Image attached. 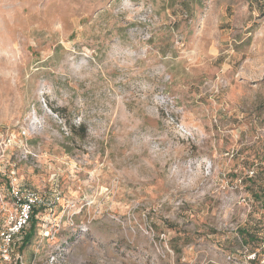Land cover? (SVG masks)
I'll list each match as a JSON object with an SVG mask.
<instances>
[{
  "label": "rangeland",
  "instance_id": "1",
  "mask_svg": "<svg viewBox=\"0 0 264 264\" xmlns=\"http://www.w3.org/2000/svg\"><path fill=\"white\" fill-rule=\"evenodd\" d=\"M263 232L264 0H0V264H258Z\"/></svg>",
  "mask_w": 264,
  "mask_h": 264
},
{
  "label": "built area",
  "instance_id": "2",
  "mask_svg": "<svg viewBox=\"0 0 264 264\" xmlns=\"http://www.w3.org/2000/svg\"><path fill=\"white\" fill-rule=\"evenodd\" d=\"M22 132L25 133L26 130L23 129ZM10 196L17 207L16 213L10 221V225L5 231L2 232L3 240L7 246H9L12 242L14 235L20 232L21 228L27 224L33 207L43 203L42 198L35 190L30 188H21L14 184L10 186ZM261 248L263 253L261 255L259 264H264V235L262 236L261 240ZM3 252L4 256H7L9 252L8 247H6ZM254 256L255 254L252 253L251 257Z\"/></svg>",
  "mask_w": 264,
  "mask_h": 264
},
{
  "label": "trees",
  "instance_id": "3",
  "mask_svg": "<svg viewBox=\"0 0 264 264\" xmlns=\"http://www.w3.org/2000/svg\"><path fill=\"white\" fill-rule=\"evenodd\" d=\"M233 175H234V174H232V176H233ZM36 211H37V208H34V207H33L32 211H31V213H30V216H29V220L27 221V224H28V222H29V228H28L27 230H25V226L27 225V224H26V225L23 226V227L21 228V230H20V233H23L22 236H21L22 241H21V243H20V245H19V248H20V249H23V248L27 245V243L30 241L31 237H32L33 234H34V231H35V229H34V225H35V221H36V219H35V213H36ZM240 231H241L243 234H247L246 230L241 229ZM263 235H264V232L262 233V235L260 236V239H259L260 246H261V240H262V236H263ZM261 249H262V248H261ZM253 253H254L255 256H256V252H253ZM262 253H263V250H262V252H260V254H259V256H258V264H259V261H260V258H261ZM255 256H254V257H255ZM254 257L251 258V259H254ZM15 264H21V263H20V261H16Z\"/></svg>",
  "mask_w": 264,
  "mask_h": 264
}]
</instances>
